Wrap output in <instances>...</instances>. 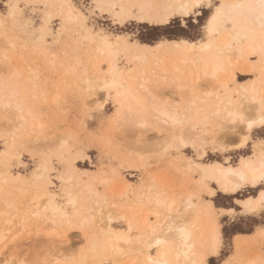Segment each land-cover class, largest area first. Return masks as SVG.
<instances>
[{
	"label": "bare ground",
	"instance_id": "1",
	"mask_svg": "<svg viewBox=\"0 0 264 264\" xmlns=\"http://www.w3.org/2000/svg\"><path fill=\"white\" fill-rule=\"evenodd\" d=\"M44 2L45 5H48V10L44 15V25L37 29L39 31L40 40H44L45 35L51 32V28L48 26V21L51 17L50 11H55L60 16V27L76 22L79 24L80 28L83 27L87 30L89 33V35H87L88 38H93V36H95V34L92 36L89 32L90 29L85 26L84 23L86 21L82 11L77 9V7L70 2V0H44ZM94 2L98 5H104L111 11L113 16L118 21L132 19L129 5L150 4L157 6L151 9L145 8L143 11H141L140 8H136L134 12L131 13L136 16H144V19L138 20L148 23V19H155L157 12L163 11V5L175 3L178 2V0H94ZM219 2L228 4H243L247 3L248 0H219ZM69 5L72 7H69ZM17 11L16 14L18 15L19 12L17 13ZM15 22H18V20ZM25 24L26 22L23 21L21 23L18 22L16 25L24 26ZM2 26L3 19L0 16V36H4L7 43H9V45H6L14 49V41L9 40L7 38L8 36H5L6 31L2 28ZM107 35L109 34H105L104 32H102V36L99 35L100 37H98V41L95 45L96 51L93 55V60H95L94 68H97L100 73H98L100 76H97L100 79L99 82H94L93 80L91 81V78L88 76H83L82 78L86 91L92 92L91 94L89 93V95H93L92 103L94 107L101 108L104 104V99L100 101L98 97H96V88H100L101 91L105 89L104 94L106 96L111 95L114 100L116 110L113 117H111V120L116 122L117 128H122L125 131L133 133L137 130L145 131L147 129H156V127L161 124L162 128L167 132L164 137V139L166 138L164 148L166 149V147H171L177 152V165L188 174L189 178L194 179L193 189L188 190L189 188L187 189L184 187L186 189H182L183 191L177 190L169 193L163 188V186H159V184H157L152 178L151 180L149 179L150 181L148 183L141 185L140 189H136L133 198L130 199L127 197L126 200H122L124 199L123 196H126L128 191H132L130 181H128V179H123L121 180L122 183H120L121 185L118 190H115L114 194L112 193V190L109 195L113 194L115 195L113 198L115 197L121 199V201L111 202V205L113 208L115 206L121 211V217L125 220L126 228L123 229L113 227L110 224L113 219L111 220V218L108 217L109 215L107 217L105 216L106 220L105 218L102 219V210L106 208L108 200L104 193H99V189L97 190L94 187V183L97 182L98 185L100 184L103 187L104 185H107L108 187L111 179L103 174L101 176L97 174H90L92 170L80 168L75 165L74 163L77 158L82 159L87 156V154L81 151L76 153L70 152L69 148L71 146H68L66 139L62 136V134L56 133L57 135H55V137L46 136L42 138L40 136L44 123L36 116L35 112L32 110V106L30 108L25 103V95H16L17 92H20V88H25V81L32 79L31 74L34 75L33 71L30 70V66H27L28 70L26 69L24 74H21V70L19 71L18 67L13 66L14 68L11 69V72H16L18 75L14 76V79L8 81L7 83H3V80L0 79V115L4 116V119L6 118V122L3 123V125L6 124V128L2 130L0 125V135L7 132L12 140L15 139L18 142L23 139L25 135H32V137L28 139L25 137L26 139L19 143L20 146L18 144L17 145L22 147V142H31L34 144V142L39 141L37 147H48L46 150L41 149V152H39L42 155H46V158L48 157L47 155L56 153L57 157L62 160H69L67 166H64L63 169L60 170L61 172L58 176V180L63 183V193L66 197V202H64L75 206L80 197H85V199L89 201L88 206L85 207L82 203L80 207L75 209L78 214L81 215L85 213L87 215L85 217L82 216L80 220L78 219L79 221L77 222L76 228L81 227L87 222L90 224L89 220L94 213H97L98 217H100V219L98 218L99 222H96V232L92 233L91 238L89 237L90 235L88 236L90 240L87 241V247L86 250H84L85 253L83 256L85 258L88 255L87 252L94 254L93 256L91 255L92 258H95V255H99L98 253L103 254V256L120 258L127 255L128 258L126 261L120 263L115 260L114 263L136 264L137 260H142L144 258L140 254L141 247L144 248L145 255H151L153 257L156 256V251L154 249H152L154 250L152 251L147 248L149 241H151L154 245V238L170 240L172 232L169 230H174L177 227L176 223H174V220L177 217L187 218L190 221V231L192 232L191 242L194 244L199 245L201 239H206L208 236V230L217 223L219 224V231L221 234L220 223L218 222L214 211V209L217 208L211 199L201 200L200 197V181L203 179L202 170L209 168L212 165H219L225 170H235L241 168V161L251 163L253 167H259L261 160L264 159V139L254 141L251 152L247 155H240L234 164L229 161V157H224L222 161L210 160L205 162L200 159L205 156L206 148L208 147L213 151H216L217 149L231 150L245 147L248 143L252 130L264 126L259 123L261 113L264 111V106L260 103L261 100H264V70H262L264 65L261 64L262 58L260 55L257 54L253 56L250 54L253 46L258 49L260 43L259 27L258 24H255L251 20L250 16L243 10H241L240 14L237 16L236 27L230 34L221 32L219 35L211 39L208 37L198 39L197 41L199 43L210 44V47H206L203 50L198 48L196 51L183 53L162 51L152 54L145 52L143 48L136 47L137 44H145L143 42L135 41L130 42L129 44L123 40L124 36L122 37L120 34H117L114 40H109V36ZM93 40L96 39L94 38ZM117 42H121V45L116 46ZM6 51L7 50H4L3 48L0 50V58L8 55ZM119 52L122 53L126 64L131 66L125 68L122 64H119L117 57ZM20 56L22 57V55H19V57ZM21 57L19 62L21 61ZM157 58L162 59L164 63L160 66H156ZM253 58L256 59L253 60ZM102 63H105L103 67ZM236 69H239L248 75L250 73H254L255 76L248 84H245L243 81L237 80ZM72 71L74 74L75 69L73 67ZM85 73L87 74V71H85ZM34 79H32V81H34ZM74 82H76V77H74ZM78 83L80 82L78 81ZM234 83H237L239 86L233 87L234 85L232 86V84ZM201 84H207V86L209 85L213 87L203 88L202 93L193 90V86L196 88L198 85L199 88L202 86ZM164 86H168L170 90L172 89L169 91V94L171 95H173L172 91H174V94L175 91L182 92L183 98L181 102H177V98L175 102H172L173 100L169 101L162 98V94H160L161 91H158L157 88ZM31 89L34 90L33 88ZM38 89L40 91L41 88L38 87L37 90ZM38 92L35 94L36 96ZM24 94H26L25 91ZM57 95L53 96L52 99L56 100ZM7 102H11L12 104L17 102L21 103L22 111L17 112L14 107L5 109L3 107V103ZM240 117L244 118L243 122H241ZM252 121H256V123H254L252 129L249 130L248 123ZM227 128H232L234 131L225 134V129ZM162 131L165 132L164 130ZM7 133L5 134L7 135ZM245 137L247 139L244 142V146L239 148L235 147V144L241 143V141L245 140ZM180 139L183 140V145L186 146L178 144ZM14 144L15 143L13 142L11 143L9 147L10 152L0 153V165H4L6 169L13 161L16 163L20 161L18 148L15 147ZM186 148L194 149L197 153V157L199 158L195 159L192 156L184 154L183 150ZM35 151H33V153ZM65 154H67V156L64 157ZM48 163V159L47 161H45V159L42 160L38 165V170L33 174L34 181H38L40 184L34 188V193L31 191L32 195H30L32 198L30 200L34 201V203L31 204L35 205V207L30 212L36 218L40 216V214L42 216L43 211L40 213L39 208L44 205V203L41 202L43 201L41 199L43 197L45 198V202L47 204V210H50L51 212V224L54 222H57L58 224L62 222L68 223V213L56 199L59 195L52 191L53 189H50L53 182L49 172L53 167L51 166L52 164ZM84 175L88 176L86 180L84 179ZM1 178L4 184L8 181L16 183H13L12 191L15 190L21 195L24 191L27 192L24 188L25 182L23 181L21 175L6 174ZM235 182L236 177L228 174H213L205 181L207 186L212 188L215 193L216 191H219L227 195H234L238 193V191L245 188H253L251 185H246L236 192H224L220 190L222 186L231 185ZM258 189L259 188H257L256 194L254 195H247L243 198H235L234 200H243L248 197L255 198L259 195ZM203 194L208 197L214 196L208 195L207 191ZM27 196H29L28 193L25 197ZM173 200L175 201V207L170 209L169 205ZM39 201L42 205L39 204V206H36ZM12 205L13 204H11V202L7 199L1 200L0 217L3 218V215L7 213V209L12 207ZM25 206H27V204ZM27 211L29 212V209ZM106 213L108 214V212ZM9 214L11 213L9 212ZM110 214H113V212ZM21 215L23 218V214ZM150 215L154 217V220L150 219ZM45 216L46 215H44V219ZM111 217L113 216L111 215ZM44 219L42 220L44 221ZM3 220L4 223L0 226V242H2L1 240L3 239L6 231L4 225L10 223L11 221L10 218H3ZM129 225H131V232H129ZM45 228L48 230L47 223ZM54 228L55 226L53 224V229ZM153 229L155 230L153 231ZM101 230H103V233H111L113 236L119 235L127 237L130 240V243H125L124 239H121L119 242H116V240L113 239L111 244L108 245L105 250L101 251L99 246L106 238L101 234ZM257 230L255 232H257ZM49 232L52 233L53 231L49 230L46 233ZM132 232L135 233L134 237L131 235ZM234 242V247H238L239 243L244 241L240 237L237 240L236 237ZM108 248L115 249V251H108ZM159 250L163 253L162 258L167 261V264H176V250L172 248L171 242H169V244H162ZM179 251L182 252L183 249L179 248Z\"/></svg>",
	"mask_w": 264,
	"mask_h": 264
},
{
	"label": "rangeland",
	"instance_id": "2",
	"mask_svg": "<svg viewBox=\"0 0 264 264\" xmlns=\"http://www.w3.org/2000/svg\"><path fill=\"white\" fill-rule=\"evenodd\" d=\"M70 2H72V4L77 7V9L82 11V14L85 16V26L90 29L89 32L92 36L95 34L93 38L89 37V39L87 37V35H89L87 30H85L83 27L80 28L79 24L76 22L61 26V28L60 16L55 11H50L51 17L49 18L48 26L51 28V32L45 35L44 40H40L39 31L37 29L44 25V15L48 10V7H44V0H0V16L3 19L2 28L6 31L5 36H8L7 38L9 40H13L15 44L14 49L10 48V46L8 47L9 43H7V40L4 38V36H0V50L2 48L7 50V63L9 64L10 68L5 70V57H1L0 79L3 80V83H7L8 81L14 79V76L9 77L6 75V71L11 72V69L18 67V70H21V74H24V71L26 69L28 70L27 66H30V70H32L34 73V75L31 74L32 79H36L38 76L39 81L37 84H34L30 83V80H26L24 83L25 88H20L19 93L20 95H25V103L30 108L32 106V110L35 112L36 116L39 117L40 121L44 123V127L42 128L40 136L44 138L46 136L55 137V135H57L56 133L62 134V136L66 139L68 146H71L69 148L70 152L76 153L81 151L87 154V156L82 159L77 158L74 163L75 165L80 168L92 170L90 174H97L100 176L103 174L107 177H110L111 180L108 187L107 185H104V187L100 184L98 185L97 182L94 183V187L97 190L99 189V193H104L108 200V204L106 206L108 209L104 208L102 210L101 217L104 219L105 216L107 217L109 215L108 217H110L111 220L113 219L110 222L113 227L124 229L126 228V223L121 217V211L115 206L113 208L111 205V202L113 201H121L119 198H113V196H115L113 195L115 190L117 191L121 185L120 183H122L121 180L128 179L132 187L133 192L128 191L126 196H123L124 199L122 200H126L127 197L130 199L133 198L136 189H140L141 185L148 183L152 178L157 184H159V186H163V188L169 193L177 190L183 191L186 188H189L188 190L193 189L194 179L189 178L188 174L177 165V152L171 147H166V149L164 148L166 141V138L164 139V137L166 135L165 133L167 132L162 128L161 124L156 127L157 130L155 128L149 130L147 129L145 131L137 130L138 132L136 131L133 133L125 131L122 128H117L116 122L111 120V117H113L116 110L112 96H106L104 94L105 89L101 91L100 88H96V97H98L100 101L104 99V104L101 108L94 107L92 103L93 95H89V93L91 94L92 92L86 91L82 82V78L83 76H88L91 78V81L93 80L94 82H99L100 80L99 77H97L100 73L97 68H94L95 60H93V55L96 51L95 45L98 41L97 39L98 37L102 36V32L109 34L107 35L109 36V40H114L116 35L120 34L122 37L124 36L123 40L129 44L130 42L135 41L147 43L142 41L143 39L141 38L147 37L149 33H155L157 31L164 32L167 26L145 23L138 19L118 21L109 9H107L104 5L96 4L94 0H70ZM213 2L215 3L216 0H213ZM9 4H18L20 6L17 11V13L19 12L18 15L15 14L14 16L8 18L9 9L7 5ZM25 5L30 6L25 7ZM209 15L210 12L207 8H205L201 13V36L203 39L207 38V36L202 31L203 21L207 20ZM193 19L195 20V17ZM17 20L20 23L25 21L26 24L24 26H18L19 24L16 25L18 22H15ZM151 27H154V29H151ZM94 38L96 40H93ZM125 38L131 39L129 41ZM198 39H201V37H197V40ZM120 43L121 42H117L116 46L121 45ZM118 54L119 55H117V57L120 65L122 64L125 68L131 66L126 64L121 52ZM19 55H22L23 57L22 58L20 56L22 62H19ZM255 59L256 58H253V60ZM104 64L105 63H102V67ZM72 67L75 69L76 74L72 73ZM85 71H87V74ZM236 72L237 80L243 81L245 84H248L249 81L255 76L254 73H250L248 75L239 69H236ZM74 77H76V82H74ZM78 81L80 83H78ZM236 84L237 83H234L232 86L234 85L233 87H238L239 85ZM201 85L202 86L199 88L198 85L196 88L193 86V90L202 93L203 88L213 87L209 85L207 86V84ZM38 87L41 88L40 91L39 89L37 90ZM31 88H33L36 92ZM25 89H27V91H25ZM157 90L161 91L160 94L164 95H161L162 98L169 101L173 100L172 102H175L176 98L178 99L177 102H181L183 98L182 92L175 91L174 94V91H172L173 93H171L173 95L169 94V91L172 89L170 90L168 86L157 88ZM167 90L169 95L167 94ZM24 91L26 94H24ZM37 92L38 94L36 96L35 94ZM33 95L39 97L37 99H33ZM55 95H57V99L53 100L52 98ZM3 117L4 116L0 115V125L2 130L6 128V124L3 125V123L6 122V118L4 119ZM5 133L7 132H4L0 135V153L10 152L9 147L13 142L15 143V147L18 148L20 161L17 163L13 161L7 169L4 165H0V208L1 200L4 199H7L15 206L14 207L12 205V207L7 209V213L5 214L6 216L3 215V218H10L11 221L10 223L4 225L6 231L4 233L5 235L3 239L1 240L2 242H0V264H2V262L5 260L14 261V264H20V262L26 257L29 259H39L40 264H48V261L53 258L56 260H62L65 257L70 258L72 255L78 253L83 255L85 253L84 250H86L87 247V241H89L92 237V233H95L97 230L96 222H99L98 220L100 217H98L97 213H94L90 218L91 221L89 220L90 224L87 222L81 227L76 228L77 222L81 219V217H85L87 215L85 213L80 215L77 211H75V209L80 207L82 203V205H85V207L88 206L89 201L86 200L85 197H80L79 200H81H78V203H76L75 206L65 203L66 197L63 193V183L58 180V176L61 172L60 170H62L64 166H67L69 160H62L61 158L57 157L56 153H54L56 155L51 153L47 155L48 157L46 158V155H42L39 152H41V149L46 150L48 147H37L39 141L34 142V144L31 142H22L21 145L23 146L19 147V143H21V141L32 137V135H25L26 138L24 137L18 142L15 139L12 140L11 137H9L10 135L8 133L6 135ZM259 138H264V126L252 130L248 143L245 147L231 150L217 149L216 151H213L208 147L206 148L205 156L200 160L205 162L210 160L222 161L224 157H229V161L234 164L240 155H247L251 152L253 142L260 140ZM33 151L35 152L33 153ZM183 152L184 154L192 156L195 159L199 158L197 157L196 151L192 148H186L183 150ZM65 156H67V154H65L64 157ZM44 159L45 161L48 159V164H52L51 166L53 168L49 173L51 174L50 177L53 183L51 184L50 189H53L52 191L59 195L56 197V199L68 213V223L62 222L63 224H58L57 222H54L51 224V212L50 210H47V204L45 202V198L43 197L41 198L43 201H41V199L40 201L43 202L44 205H42L40 201L38 204H36V206H39V204L43 207L45 206L44 208L42 206L39 208L40 213L43 211L42 216L40 214V216L36 218L30 212L35 207V205L31 204L34 203V201L30 200L32 198V192L34 193V188L40 184V182L34 181L33 174L38 170L39 163ZM6 174L21 175L23 181L25 182L24 188L27 190V192L24 191L21 195L15 190L12 191V185L14 182L8 181L9 183L7 182L4 184L2 181L1 177L5 176ZM87 177V175H84L85 180ZM257 188H259V186ZM257 188H245L238 191V193L235 195H226L216 191L215 195L212 197H208L205 194L200 195V197L201 200L211 199L217 209L226 205L237 207L236 200H234L235 198H243L247 195H254L256 194ZM110 192L113 194L109 195ZM27 193L29 196L25 197ZM26 204L27 206H25ZM28 209L29 212L27 211ZM8 211L11 214H9ZM106 212H108V214ZM112 212L113 214H110ZM21 214H23V218ZM44 215H46L45 219ZM111 215L113 217H111ZM41 217L44 219V221L41 219ZM149 217L151 220H154L152 215ZM3 218L0 217V226L4 223ZM217 220L220 223L221 236L225 241V246L221 249V255L224 256L225 259L227 256L232 254V252L229 251L227 247L229 241L232 242L233 251L238 250L242 254L243 258H260L261 242L258 238H254L252 235L242 238L244 242L239 243L238 247H234V238H231V231L233 228L241 230L242 232H255L260 226H262L259 213H257L255 217L238 216L235 219L231 217L227 219L224 217H219ZM45 221L47 223L48 230L45 228ZM53 224L55 226L54 229ZM223 227L226 228L225 231L223 230ZM49 230H52L53 232L46 233ZM223 233L225 234V237ZM134 234V232L131 233L133 237ZM81 249L83 250L82 253ZM35 252H39L38 257L33 255ZM87 254L89 255L86 256L88 264H100L101 261L108 260L111 261V264H115V260L116 262L122 263L128 258L127 255H124L122 258H120L103 256L101 253H98L99 255H95V258H92L94 254L91 252H87Z\"/></svg>",
	"mask_w": 264,
	"mask_h": 264
},
{
	"label": "snow or ice",
	"instance_id": "3",
	"mask_svg": "<svg viewBox=\"0 0 264 264\" xmlns=\"http://www.w3.org/2000/svg\"><path fill=\"white\" fill-rule=\"evenodd\" d=\"M30 5H25L29 7ZM9 12L8 18L14 16L16 11L20 8L18 4L7 5ZM48 7V5H44ZM69 7H72L69 5ZM154 5L145 4H132L129 5L130 15L132 19H144V16H136L131 14L136 8H140L143 11L145 8H154ZM163 11L157 12L155 19H148V23L157 25H166L164 32L149 33L147 37H142L141 39L146 40L145 44H137L136 47L143 48L145 52L155 54L157 52L167 51L175 53H183L189 51H196L198 48L203 50L206 47H210V44H202L197 41V37L201 36V13L207 8L210 12V16L207 20L203 21V33L209 38H213L219 35L221 32L231 33L236 27V19L243 10L246 12L251 20L258 24L259 27V37L260 43L258 49L253 46L250 54L260 55L261 64L264 65V0H248L247 3L243 4H228L219 2L216 0H178L175 3H168L162 6ZM70 15V14H69ZM195 17V20L193 19ZM254 30V29H253ZM247 38V37H245ZM119 39V38H118ZM129 40L131 38H125ZM151 45V46H149ZM4 68L7 70L9 64L7 63V56L5 57ZM164 63L162 59H156V66H160ZM264 70V68H262ZM6 75L9 77L17 76L16 72H7ZM39 77L37 76L34 81L30 80V83L37 84ZM27 91V89H25ZM17 96L20 95L19 92L16 93ZM33 99H37L35 95L32 96ZM261 105L264 106V100L260 101ZM5 109L15 108L17 112L22 111L21 103L17 102L12 104L11 102L3 103ZM243 117H240L241 122H243ZM235 123V122H233ZM256 121L248 123V129L251 130L253 124ZM261 125H264V111L261 113V119L259 120ZM234 129H225V134L232 132ZM245 140L241 141L239 144H235V147H243ZM179 145H183V140L178 141ZM186 146V145H183ZM203 179L200 181L201 184V195L207 191L208 195H215L212 188L208 187L205 181L210 175H231L236 177V182L231 185H224L221 187V191L224 192H236L246 185H251L253 188L259 186V195L255 198L248 197L243 200H236V206L226 205L223 208L214 209L217 219L219 217H224L225 219L231 217L233 219L238 216H249L255 217L257 213L260 214L262 226L253 233L254 238H258L261 242V255L259 259H245L242 254L237 250L233 251L232 242L229 241L227 247L229 251L232 252L231 255L227 256L225 259L221 255V249L225 246V241L220 234L219 224L217 223L208 230V236L206 239H201L199 245L192 243V232L190 231V221L187 218L177 217L174 220L177 227L169 231L172 232L170 240L155 239V244L153 245L151 241L148 242L147 248L149 250L154 249L156 251V256L144 254V248L141 247L140 254L144 257L142 260H137L136 264H167L163 257V253L160 252V246L162 244H169L171 242L172 248L176 250V264H264V159L261 160L259 167H253L251 163H246L241 161V168L239 169H228L225 170L219 165H212L209 168L203 169ZM175 207V201L173 200L169 205L172 209ZM155 229H153L154 231ZM129 232H131V225H129ZM101 234L106 238L103 243L99 246L100 250L103 251L105 248L111 244L112 240L115 239L119 242L124 239L125 243H130L127 237H122L119 235L113 236L111 233ZM239 237H237V240ZM178 245V247H177ZM182 248L183 251H179ZM108 251H115V249L108 248ZM81 249V253H82ZM35 256H39V252L33 253ZM182 257V259H181ZM194 257V258H193ZM2 264H14V261L5 260ZM20 264H40L39 259H29L25 258L20 262ZM48 264H88L87 259L82 254H74L70 258L65 257L62 260L51 259ZM101 264H111V261H101Z\"/></svg>",
	"mask_w": 264,
	"mask_h": 264
},
{
	"label": "crops",
	"instance_id": "4",
	"mask_svg": "<svg viewBox=\"0 0 264 264\" xmlns=\"http://www.w3.org/2000/svg\"><path fill=\"white\" fill-rule=\"evenodd\" d=\"M260 139V138H259ZM261 139H264V138H261ZM224 194V193H223ZM227 195V194H226ZM235 195V194H234ZM221 208H223V207H221ZM254 232H251V231H249V232H245V231H243V232H236V233H233L232 234V237L231 238H236V237H240V238H245V237H247V236H251L252 234H253Z\"/></svg>",
	"mask_w": 264,
	"mask_h": 264
},
{
	"label": "trees",
	"instance_id": "5",
	"mask_svg": "<svg viewBox=\"0 0 264 264\" xmlns=\"http://www.w3.org/2000/svg\"><path fill=\"white\" fill-rule=\"evenodd\" d=\"M151 29H154V27H151ZM142 41H145V42H147L146 40H142ZM225 227H223V230L225 231ZM242 232L241 230H238V229H236V228H233V230L231 231V235L233 234V233H235V232ZM224 234V233H223ZM224 237H225V234H224Z\"/></svg>",
	"mask_w": 264,
	"mask_h": 264
}]
</instances>
